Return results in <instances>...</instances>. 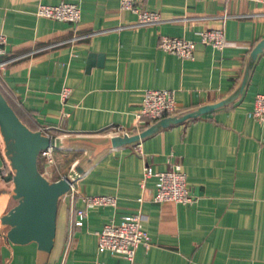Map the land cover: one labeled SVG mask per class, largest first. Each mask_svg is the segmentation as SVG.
I'll list each match as a JSON object with an SVG mask.
<instances>
[{
  "label": "crops",
  "instance_id": "0c3cea01",
  "mask_svg": "<svg viewBox=\"0 0 264 264\" xmlns=\"http://www.w3.org/2000/svg\"><path fill=\"white\" fill-rule=\"evenodd\" d=\"M61 2L79 6L77 26L34 14L40 4ZM135 4L163 21L124 28L136 16L121 11L119 0H0V32L6 38L0 88L36 131L56 139L54 165L42 164V170L40 160L39 171L50 181L70 177L77 191L74 209L83 206L84 195L116 198L114 208L88 210L81 227L69 225L68 202L59 201L48 264H129L98 254L97 232L137 212L151 245L138 248L131 264H264V120L248 116L254 96L264 94V49L232 103L138 141L142 154L135 152L136 143L107 146L112 127L134 126L144 89L172 90L174 114L229 96L241 82L250 51L264 38V5ZM217 28L223 29V49L199 42L201 31ZM162 35L194 41L193 58L160 50ZM63 89L70 90L65 98ZM146 123L140 131L151 124ZM146 164L154 172L180 165L193 203L154 202L155 179L140 185ZM4 171L9 167L0 142V174ZM35 253V243L0 244L1 264H35Z\"/></svg>",
  "mask_w": 264,
  "mask_h": 264
},
{
  "label": "built area",
  "instance_id": "2783aa9c",
  "mask_svg": "<svg viewBox=\"0 0 264 264\" xmlns=\"http://www.w3.org/2000/svg\"><path fill=\"white\" fill-rule=\"evenodd\" d=\"M264 5V0H250ZM136 0H119V9L128 11L136 16L133 23L123 26L124 28L150 27L160 24L163 20L159 13L140 8L135 4ZM35 16L39 18L53 19L66 22L72 26H77L80 21L79 6L72 3L61 2L57 5L40 4L34 11ZM227 15L224 13L220 18L222 22ZM199 42L204 45H210L217 50L226 46V41L222 28L205 29L200 32ZM6 45V38L0 32V56L3 55ZM158 48L164 52L176 55L182 59H192L195 49V42L179 37L162 35L159 38ZM6 62L0 61V80L1 74L5 69ZM70 93L69 89H63L60 92L61 98H65ZM174 92L168 89H144L141 94L139 108L133 113L135 124L131 129L123 126H115L107 133L108 137L130 135L140 131L144 121L153 123L163 116L173 115L175 113ZM248 116L259 121L264 120V94L254 96L252 109ZM135 152L142 154L140 144L136 142ZM55 146L49 145L42 149L38 157L46 167L54 165L53 151ZM155 179L156 191L153 201L156 203L174 202L179 204H192L194 197L191 189L186 184V178L178 164H172L171 168L162 172H154L146 164L143 167V174L140 185L143 188L148 179ZM77 191L74 183L69 185V191L63 195L59 201L67 200L70 220L69 225L81 227L86 218L87 211L97 207L116 206V198L108 195H84L80 199L83 203L81 208L74 209V197ZM142 215L137 212L132 215L123 216L118 222L105 224L97 232V253H107L110 256H120L129 264L134 260L136 250L143 248L149 249L151 240L149 234L141 227ZM94 264H103L95 261Z\"/></svg>",
  "mask_w": 264,
  "mask_h": 264
},
{
  "label": "water",
  "instance_id": "95a60500",
  "mask_svg": "<svg viewBox=\"0 0 264 264\" xmlns=\"http://www.w3.org/2000/svg\"><path fill=\"white\" fill-rule=\"evenodd\" d=\"M264 49V38L250 51L239 86L226 98L200 106L194 110L168 115L151 123L145 129L108 139L107 146L118 147L143 140L160 129L227 106L242 94L257 55ZM0 139L10 173L0 182V237L13 245L35 243V264H48L55 242L56 215L60 198L69 191V176L58 180L46 179L38 169V154L49 145L56 146V139L32 131L17 117L0 92ZM9 201L15 204L9 207Z\"/></svg>",
  "mask_w": 264,
  "mask_h": 264
},
{
  "label": "trees",
  "instance_id": "16d2710c",
  "mask_svg": "<svg viewBox=\"0 0 264 264\" xmlns=\"http://www.w3.org/2000/svg\"><path fill=\"white\" fill-rule=\"evenodd\" d=\"M0 92L1 94L3 95V97L6 99L7 103L9 104V106L13 109V111L15 112V114L17 115V117L21 120V122L23 124H25L30 130L32 131H36L35 128H33V126L26 120V118H24V116L18 111L17 107L15 106V104L4 94V92L1 90L0 88ZM164 117V116H163ZM149 123H146V125H148ZM2 155H4V152H3V146H2ZM6 160V158H5ZM7 161V160H6ZM39 162H40V159L38 157L37 159V166H38V169H39ZM8 163V162H7ZM9 167V165H8ZM9 173H10V168H9ZM2 176L6 175V172L4 171L2 174Z\"/></svg>",
  "mask_w": 264,
  "mask_h": 264
},
{
  "label": "rangeland",
  "instance_id": "374dc122",
  "mask_svg": "<svg viewBox=\"0 0 264 264\" xmlns=\"http://www.w3.org/2000/svg\"><path fill=\"white\" fill-rule=\"evenodd\" d=\"M43 134V133H42ZM0 142H1V144H2V141H1V139H0ZM2 146H3V144H2ZM53 154H54V151H53ZM4 156V155H3ZM4 158H5V156H4ZM40 159V158H39ZM41 160V159H40ZM41 162V161H40ZM43 163L41 162V169L43 170L44 169V166L42 165ZM46 167V166H45ZM5 240L4 239H2V238H0V244H2V243H4L5 244ZM11 244V243H10ZM13 245V244H12ZM0 264H1V262H0Z\"/></svg>",
  "mask_w": 264,
  "mask_h": 264
}]
</instances>
